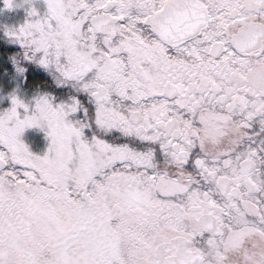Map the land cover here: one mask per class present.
<instances>
[{"label":"snow or ice","instance_id":"1","mask_svg":"<svg viewBox=\"0 0 264 264\" xmlns=\"http://www.w3.org/2000/svg\"><path fill=\"white\" fill-rule=\"evenodd\" d=\"M37 2L0 8V264H264V0Z\"/></svg>","mask_w":264,"mask_h":264},{"label":"flooded vegetation","instance_id":"2","mask_svg":"<svg viewBox=\"0 0 264 264\" xmlns=\"http://www.w3.org/2000/svg\"><path fill=\"white\" fill-rule=\"evenodd\" d=\"M21 0H17V3H20ZM37 6L43 9L44 5H39L37 2ZM28 7V5H24L23 7L15 8L12 11L3 10L0 11V27L3 25H9V26H18L19 24L23 23L26 17L25 8ZM0 8H3L2 0H0ZM12 19L13 22L10 20ZM0 44L3 47H8L9 49L14 48V45L7 44L5 38L3 37V32L0 31Z\"/></svg>","mask_w":264,"mask_h":264},{"label":"rangeland","instance_id":"3","mask_svg":"<svg viewBox=\"0 0 264 264\" xmlns=\"http://www.w3.org/2000/svg\"><path fill=\"white\" fill-rule=\"evenodd\" d=\"M38 4L40 6L43 5L42 2H40V0H38ZM5 10H6V12L9 11L7 9H5ZM10 21L13 22L12 19ZM43 135L44 134L42 132H40L39 130H37V129H28V130H26V132L24 134V139L27 142L32 144L33 150H38V147L42 148L44 146V144H45V141L43 139Z\"/></svg>","mask_w":264,"mask_h":264},{"label":"trees","instance_id":"4","mask_svg":"<svg viewBox=\"0 0 264 264\" xmlns=\"http://www.w3.org/2000/svg\"><path fill=\"white\" fill-rule=\"evenodd\" d=\"M0 47H3V46H1V44H0Z\"/></svg>","mask_w":264,"mask_h":264}]
</instances>
